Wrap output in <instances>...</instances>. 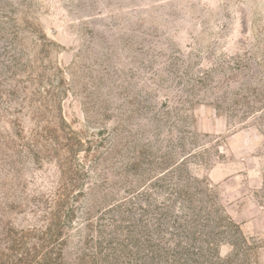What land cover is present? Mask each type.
<instances>
[{
    "label": "rangeland",
    "instance_id": "obj_1",
    "mask_svg": "<svg viewBox=\"0 0 264 264\" xmlns=\"http://www.w3.org/2000/svg\"><path fill=\"white\" fill-rule=\"evenodd\" d=\"M185 158L264 264V0H0L1 242L136 252L138 193Z\"/></svg>",
    "mask_w": 264,
    "mask_h": 264
},
{
    "label": "trees",
    "instance_id": "obj_2",
    "mask_svg": "<svg viewBox=\"0 0 264 264\" xmlns=\"http://www.w3.org/2000/svg\"><path fill=\"white\" fill-rule=\"evenodd\" d=\"M187 158L138 193L140 239L131 235L127 240L136 252L122 244L112 249L119 251L112 257L104 254V264H250L251 245L239 226L224 217L207 183L184 169ZM52 232H16L0 241V264H67L65 229L56 237ZM226 242L235 254L222 258L220 247ZM77 264H85L84 259Z\"/></svg>",
    "mask_w": 264,
    "mask_h": 264
}]
</instances>
